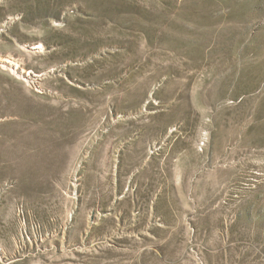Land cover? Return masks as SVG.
<instances>
[{"label":"rangeland","instance_id":"1","mask_svg":"<svg viewBox=\"0 0 264 264\" xmlns=\"http://www.w3.org/2000/svg\"><path fill=\"white\" fill-rule=\"evenodd\" d=\"M0 264H264V0H0Z\"/></svg>","mask_w":264,"mask_h":264}]
</instances>
